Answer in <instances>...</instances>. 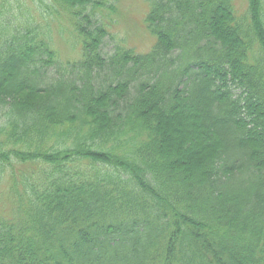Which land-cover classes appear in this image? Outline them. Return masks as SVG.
I'll list each match as a JSON object with an SVG mask.
<instances>
[{"label":"trees","instance_id":"1","mask_svg":"<svg viewBox=\"0 0 264 264\" xmlns=\"http://www.w3.org/2000/svg\"><path fill=\"white\" fill-rule=\"evenodd\" d=\"M32 1L0 0V264H264V0H144L143 52L111 0Z\"/></svg>","mask_w":264,"mask_h":264},{"label":"rangeland","instance_id":"2","mask_svg":"<svg viewBox=\"0 0 264 264\" xmlns=\"http://www.w3.org/2000/svg\"><path fill=\"white\" fill-rule=\"evenodd\" d=\"M12 4L16 0H7ZM21 5V10L25 13H31L32 16L36 13L38 3L31 0H18ZM237 8L244 9L245 0H235ZM19 5V4H18ZM110 7L105 9L104 22L107 24L109 37L124 46L131 47L137 51H146L150 47L151 37L143 28V16L147 11V5L144 0H111ZM35 14V17H37ZM27 16V15H25ZM34 17V18H35ZM52 29V45L58 52L62 60H66L75 56L77 47L72 46L73 33L70 34L69 22L62 16H53L51 22ZM109 40V41H110ZM111 43H108L107 49L111 48Z\"/></svg>","mask_w":264,"mask_h":264}]
</instances>
